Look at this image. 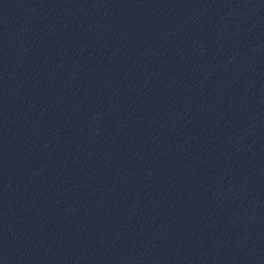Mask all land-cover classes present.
<instances>
[{"label":"water","instance_id":"water-1","mask_svg":"<svg viewBox=\"0 0 264 264\" xmlns=\"http://www.w3.org/2000/svg\"><path fill=\"white\" fill-rule=\"evenodd\" d=\"M0 264H264V0H0Z\"/></svg>","mask_w":264,"mask_h":264}]
</instances>
